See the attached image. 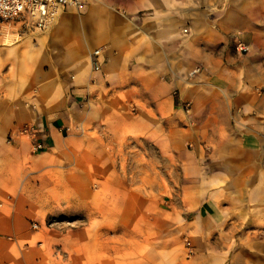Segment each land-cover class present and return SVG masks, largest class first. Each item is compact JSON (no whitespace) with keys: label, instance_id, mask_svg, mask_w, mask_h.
Here are the masks:
<instances>
[{"label":"crops","instance_id":"crops-1","mask_svg":"<svg viewBox=\"0 0 264 264\" xmlns=\"http://www.w3.org/2000/svg\"><path fill=\"white\" fill-rule=\"evenodd\" d=\"M83 2L48 31L0 46V264H264V0ZM128 138L179 166L160 231L45 226L62 204L55 188L76 179L72 161L102 166L114 159L104 145ZM79 176L100 194L150 201L148 186L119 184L116 168ZM104 202L96 222L112 228L117 207L104 204L107 218Z\"/></svg>","mask_w":264,"mask_h":264},{"label":"rangeland","instance_id":"rangeland-1","mask_svg":"<svg viewBox=\"0 0 264 264\" xmlns=\"http://www.w3.org/2000/svg\"><path fill=\"white\" fill-rule=\"evenodd\" d=\"M221 4V0H218ZM44 32H29L23 33L18 31L17 27H11L7 29L0 30V46H8L10 44L18 43L26 38H30L35 34H42ZM133 110H135L133 108ZM100 131L104 138H109L108 132L101 126ZM105 151L114 158L111 161L103 160L100 162H89L86 161H72L75 180L72 182L70 190L67 187H64L62 184L54 190L55 197V206L58 205V199H61V207H58L53 215H49L46 219L45 226H48L50 230L55 232H78L79 229L89 228L88 231L95 232L98 229L104 234L118 233H135L138 237L142 238V235L154 236V234L159 230V227L162 226V223L158 218H161L164 215V212L160 211L162 204L164 206L167 204L165 202L167 198L171 199V202L176 200L175 195H166V189L182 182L179 166L170 159H165L160 156L159 151L152 142L146 139L141 138H128L126 140H120L119 144H106L104 145ZM115 156V157H114ZM95 166L97 169H104V172L110 171L112 168H116L119 172V184L127 187H135L140 190L145 185L151 190L150 193H146L145 196L148 197L150 201H145L144 197H141L138 193L130 194V199H127L126 192H114L109 194H100L97 192L99 189V182L94 179L89 180L87 178L85 187L79 184V175L87 174L88 176L95 171ZM107 174V173H104ZM85 189V191H80L79 189ZM84 195L85 198L82 196ZM150 196V197H149ZM113 197V198H112ZM106 201L103 203L104 209L103 213L108 212L107 218L110 217V208L112 204L117 207L119 223L116 226L111 227H101L99 225V220L96 222V219L100 216L102 211L101 206L100 210L96 211L95 205L100 201ZM108 208L105 209V205ZM145 204L146 207H143ZM162 205V206H161ZM165 216V215H164ZM97 217V218H96ZM135 217V222H132L131 225H127L130 218ZM37 224L38 227H33L34 224ZM31 230L37 232L40 230V225L36 220L32 221ZM158 238V237H154ZM184 244L186 248L191 252L192 245L189 238L184 239ZM75 243V242H71ZM91 243V242H90ZM104 243L110 244V241L106 240ZM190 243V245H189ZM120 248H124L127 244L125 238H122L118 241ZM93 245L87 244V248L92 247ZM28 249V247H24Z\"/></svg>","mask_w":264,"mask_h":264},{"label":"built area","instance_id":"built-area-1","mask_svg":"<svg viewBox=\"0 0 264 264\" xmlns=\"http://www.w3.org/2000/svg\"><path fill=\"white\" fill-rule=\"evenodd\" d=\"M83 8V0H0V30L17 27L18 31L23 33L46 32L68 9L80 11ZM184 32L187 33L188 28H185ZM237 47L242 53L249 51L241 42ZM99 54L100 50L93 52V56ZM92 65L95 69H99L97 60L92 59ZM197 71L198 69L193 70L190 75H194ZM186 110L190 111V104L186 105ZM24 131L32 136L35 135L33 126H26ZM42 147V143L37 144V148ZM33 227L37 228L38 225L35 223Z\"/></svg>","mask_w":264,"mask_h":264},{"label":"water","instance_id":"water-1","mask_svg":"<svg viewBox=\"0 0 264 264\" xmlns=\"http://www.w3.org/2000/svg\"><path fill=\"white\" fill-rule=\"evenodd\" d=\"M222 1V0H221Z\"/></svg>","mask_w":264,"mask_h":264}]
</instances>
